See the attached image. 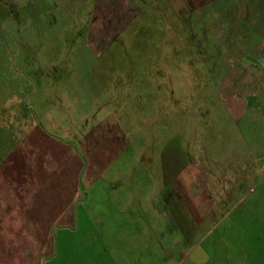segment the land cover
I'll use <instances>...</instances> for the list:
<instances>
[{
    "label": "crops",
    "instance_id": "1",
    "mask_svg": "<svg viewBox=\"0 0 264 264\" xmlns=\"http://www.w3.org/2000/svg\"><path fill=\"white\" fill-rule=\"evenodd\" d=\"M61 2L64 9L66 5L71 9L66 0ZM162 2L165 11L171 14L167 28L171 29L174 40L179 37V29L182 34L189 30L186 17L195 15V21L199 20L197 17L203 21L215 20L208 27L213 40L207 38L203 44L206 53L204 50L193 53L204 62L201 65L204 78L215 79L212 90L208 87L207 92L217 94L227 117L225 122L230 123L242 142L241 151L227 150L219 157L214 156L221 163L212 167L207 162L201 170L195 161L200 157L194 160L195 154L189 155L186 147L180 148L178 136L174 135L175 141L173 138L163 141L156 152L160 183L155 196L148 194L150 199L144 195L142 199L132 200L127 179L131 162L125 154L129 142L119 127L125 129L123 120L127 116L133 132L142 121L145 126H151L152 121L159 123L158 104L162 105L163 93L171 91H163L155 82L145 80L146 65L132 69L129 64L145 58L132 60L123 56L126 69L110 72L107 79L103 76L105 84L99 89L98 83L91 88L80 83L83 78L96 77L80 67L83 54L64 50L60 71L66 72L65 78L78 80H67V85L62 86L44 74L40 76L39 96L33 93L31 97H26V93L32 92L31 85L21 73L0 69V264H42L41 255L49 254L52 226H68L73 221L72 207L79 206L73 200L79 193L78 184L83 175L82 182L87 188L102 178L108 198L118 210L137 208L138 223H143L142 232L138 233L143 239H147L148 233L163 234V223H168L166 227L171 229L172 236L163 247L149 249L145 244L123 247L119 253L123 254V264H148V256L152 261L149 264H212L210 257L217 252L220 257L214 264H228L229 255L242 253L249 256L245 264H264V30L252 38L255 29L252 17L259 13L264 16L263 1ZM140 3L89 0V5L80 8L83 16L77 29L82 34L81 46L88 47L90 56L99 57V52L114 41L112 35L136 20L138 14H147V4ZM244 21L249 30L245 34L241 33ZM24 43L27 49L29 40ZM26 49L22 53L27 56ZM185 55V62L199 61ZM114 57L106 61H113ZM162 57L157 60L161 62ZM179 59L176 55V61ZM51 88L53 95L49 92ZM203 88L198 92H204ZM68 95L71 100L65 98ZM73 98L79 102L72 120L65 117L64 110ZM98 101H111L113 106L100 109ZM148 105L154 110L152 113L147 112ZM106 118H117L119 126ZM72 129L73 136L67 137ZM213 175L221 176L219 182ZM138 189L135 191L139 195ZM212 193L219 195V206L224 211L220 217H230L218 232L226 246L216 252L199 246L207 231L215 228L210 218L204 220L208 221L204 235H196L201 222L198 212L210 215ZM85 198L84 195L78 200L81 208L85 206ZM203 201H208L207 214L206 206L201 210ZM117 217L127 225L130 222L124 214ZM233 222H239L247 231L244 242L239 243L240 236H232L228 231V224L232 231ZM111 236L128 239L130 234L125 230Z\"/></svg>",
    "mask_w": 264,
    "mask_h": 264
},
{
    "label": "rangeland",
    "instance_id": "2",
    "mask_svg": "<svg viewBox=\"0 0 264 264\" xmlns=\"http://www.w3.org/2000/svg\"><path fill=\"white\" fill-rule=\"evenodd\" d=\"M60 1L62 0H0V69H15L21 73L31 85L32 92L29 95L26 93V97H31L33 93L35 96H39L42 81L40 76L44 74L50 76L51 82H60L62 86L67 85V80L71 82L78 80L76 78L67 79L64 77L66 72L60 71V66L64 64L62 61L64 58L61 56L64 50L77 51V54H83L84 61L79 63L80 67L88 73L92 72L96 77L83 78V82L80 83L90 88L95 87L98 83L99 89L105 84L103 76H106L107 79L110 72L126 69L127 62H123V56H130L132 60L138 59L137 57L145 58L146 61H132L129 64L132 69L146 65L147 79L145 80L148 83L155 82L157 87L163 91L166 89L171 91L164 92L162 105L158 104L159 123L156 124L152 121L151 126L149 124L145 126V121H142L141 125L137 127L138 130L133 132V126L129 125L127 116L123 120L126 123L125 129L119 127L129 142L125 154L129 156L131 162V174L127 176V179H129L132 200L142 199L144 195L150 199L148 194L155 196L160 183L157 173L158 167L156 166V162L158 163L155 158L156 152L167 139L173 138L175 141L174 135L178 136L180 148L186 147L185 150L189 155L195 154L194 160L197 156L200 157H197L198 159L195 161L200 164L201 170L207 162H210L212 167H217L221 162L215 157H219L227 150L241 151L242 142H240L238 134L235 133L230 123L225 122L227 117L217 94L213 91L207 92L210 91L208 87H211L212 90L215 79L204 78L201 69L204 62L196 55L197 52L200 53L204 50L203 44L204 41L208 40L207 38L213 40V35L208 27L215 20L205 19L203 21L197 17L199 20L195 21L193 18L195 15L186 17L189 30L182 34L181 29H179V37L174 40L171 29L167 28L170 25L171 14L167 10L165 11L162 0H136L141 2V5L144 2L147 4V14H138L136 20L131 24L124 25L123 29L121 28L112 35L114 41L99 52V57L94 58L89 55L88 47L81 46L82 34L77 29L80 25L81 16H83L80 8L89 5V0H66L72 6L70 10L67 5L64 9L63 2L60 3ZM259 1H263L264 4V0ZM252 18L255 24L252 38H256L263 33L264 16L259 13L258 15L254 14ZM245 21L242 22L244 26L241 31L244 34L249 33L245 27V23H247ZM24 39L29 40L27 49L23 47L25 45ZM188 43H193L195 46H188ZM23 49L29 51L27 56L22 53ZM204 52L206 53L205 50ZM71 54L75 53L72 52ZM185 54H189V58L199 59V61L185 62L183 61ZM176 55H179L180 58L177 61ZM111 56H115L114 60L106 61L108 58L111 60ZM159 57H162L161 62L157 60ZM73 86L76 87L75 83ZM202 87H204V92H198L201 91ZM59 91L60 88L57 87L55 92L58 93ZM49 92L50 95L54 94L52 88ZM75 92L83 93L82 91L78 92L77 89ZM62 96L64 98V94ZM65 98L71 100L69 95ZM76 99L73 98L67 109L64 110L67 119L73 120L75 117L74 111L79 102V100L74 102ZM98 104L100 109L113 106L111 101H98ZM147 107L148 113L154 111L150 109L149 105ZM105 120L116 125L120 123L117 118L114 120L106 118ZM73 133L74 130L72 129L67 137H72ZM85 139L83 138V140ZM213 176L217 181L218 177H221L220 175ZM83 177L84 175L81 182ZM204 179H206V175ZM81 182L78 184L79 193L73 200V203L78 202L79 206L72 207V211H74L72 223L68 226H52L49 254L41 255L40 263L123 264V254H119L123 247L133 248L145 244L149 249H154L167 245L169 237L172 236L171 229L166 227L168 223L162 224L165 229L163 234L148 233L145 240L138 233L139 231L142 232L143 223H138L137 208L127 207V209L118 210L109 200L102 178L96 179L88 188ZM137 189L140 192L139 195L135 191ZM84 195L86 196L85 206L81 208L78 200H81ZM211 200L210 215L206 216L203 212H198L200 213L198 218L201 222L198 223L199 229L196 235H204L203 231L208 225V221L204 222V220L210 218L211 223H215V228L207 231L199 246L212 248L214 249L213 252H216L221 251L226 246L219 239L218 232L223 223L229 222L230 217H220L224 211L219 206V195H212ZM155 205L156 203H153V206ZM205 206L206 209L204 210ZM202 207L201 210L206 211V214L209 213L208 201H203ZM117 214L128 216L129 224L127 225V223H123L122 219H118ZM232 225L231 231L228 224V231L232 236L235 234L240 236L239 243L244 242L246 239L244 236L247 235L245 228L239 222H233ZM152 226L157 227L159 224ZM125 230L130 234L128 239L111 236L112 233L117 234L118 231ZM161 235L163 237L159 239L158 237ZM262 242L260 240L259 243L263 245ZM21 243L23 244L24 241ZM217 257H220L219 252L210 257L212 264L216 262ZM247 259L249 256L244 253L240 255L231 254L228 256L227 263L245 264ZM149 262L152 261L148 256V264Z\"/></svg>",
    "mask_w": 264,
    "mask_h": 264
}]
</instances>
